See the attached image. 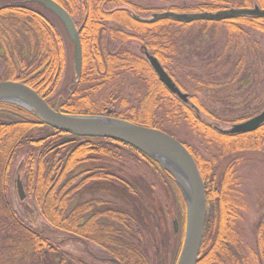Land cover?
<instances>
[{"label":"trees","instance_id":"trees-1","mask_svg":"<svg viewBox=\"0 0 264 264\" xmlns=\"http://www.w3.org/2000/svg\"><path fill=\"white\" fill-rule=\"evenodd\" d=\"M26 1L0 0V81L25 82L64 113L126 119L163 130L178 140L166 128L169 120L164 118H183L194 132L205 134L212 145L216 143L214 160L218 155L264 146V124L250 132L222 133L201 115L202 111L213 114L197 94L192 97L195 106L185 104L159 80L144 57L145 51L152 53L184 91L189 87L179 81L181 73L186 81H193L197 92L200 87L217 93L230 91L238 78L239 87L248 86L251 76L245 70L261 65L258 53L262 44L253 34L264 35V17L191 22L152 18L165 10L217 13L256 5L264 9V0H185L191 4L167 9L133 0H54L80 29L82 71L76 81L72 68V80H66L72 45L64 27L37 0ZM211 35L216 39L211 42L215 54L197 62L196 56L204 55ZM134 41L142 44V53L131 48ZM248 59L252 61L248 63ZM223 70H228L226 78L218 81ZM126 73L137 77L144 91L136 92L135 105L122 98L123 104L131 105L125 111L113 110L109 106L118 99L114 93L120 96L124 91L116 79ZM127 82L124 80V85ZM103 89L113 90L93 101L94 94ZM260 112L238 118L232 126ZM65 136L71 139L64 141ZM180 141L198 164L206 183L207 203L211 204L197 264H261L264 236L258 248L247 246L236 221L240 204L232 164L225 169L214 166L189 142ZM21 153H27L26 193L33 200L32 214L37 212L44 219L41 230L25 222L11 198L12 170ZM147 174L152 179L158 177L175 208L171 211L184 229L175 232L168 227V204H162ZM131 180L138 181L137 187ZM186 222V201L173 176L140 150L115 139L71 136L24 107L0 102V264H74L61 256L60 233L71 240L100 245L120 264H151L149 250L157 242V234L171 236L177 243L175 252L169 253V263L173 259L171 264H176ZM259 228L258 235L264 222Z\"/></svg>","mask_w":264,"mask_h":264},{"label":"rangeland","instance_id":"rangeland-1","mask_svg":"<svg viewBox=\"0 0 264 264\" xmlns=\"http://www.w3.org/2000/svg\"><path fill=\"white\" fill-rule=\"evenodd\" d=\"M133 1L141 3L145 6L152 5L154 7L165 9L169 8L172 5L191 4L189 3V1L187 2L185 0ZM253 35L254 38L258 39L262 44V52L258 53L259 57L262 60L261 65L257 69L245 70V74H249L251 76L250 83L248 86L239 87V83H241V78H238L235 79L237 86L230 91H219V93H217L216 90L212 88L205 89L200 87V91L197 92L195 90L196 86L193 84V81H186L182 73L181 76H179V81H181V83L187 84V86L189 87V90L187 91L182 90L184 93L188 94L186 101L182 99L183 102L188 106H195L192 102V97L197 94V96H199V101H201L205 108L213 114L209 115L202 111L201 115L207 121L211 122L212 125L215 124V127L217 126L218 129H230L236 119L241 118L243 116H252L257 112H262L264 110V35H261L260 33H254ZM212 40L216 41V39H214L212 35L208 39H206V48H204L205 52L203 51L204 55L198 56L197 54H194L195 56H198H196L197 62H202V57L215 54L216 49L215 46H213V44L211 43L213 42ZM141 45L142 44L140 42L134 41L130 46L134 51L141 52V50H144L143 46ZM249 52L253 53L251 47L249 48ZM249 60L250 59H248V63ZM250 61H252V59ZM69 67L70 70L68 71L66 76L67 81L72 80L71 68L73 67V64L71 61L69 62ZM227 73L228 70H223L222 72H220L217 75V80L223 81L224 78H226ZM116 80L119 88L124 86V91L120 96L119 92L114 93V98L118 97V99L112 101L113 105L109 107L113 110L117 109L118 111H125L131 104H123L122 100L125 98L129 99L135 105V95L137 94L136 92L140 91L143 93L144 89H142L141 87L144 86V84L139 82V79L137 77H134L133 75L131 76L127 73L120 76ZM124 80L128 81L125 85ZM110 90L113 89H103L100 92L95 93L93 101L95 100L98 102L100 98H103L104 96H109L111 93ZM159 119L161 120L163 118H161L160 116ZM164 120H169L165 121V126L168 130L175 134L180 140H186L187 142H189L193 149L200 153L204 158H207L209 159V161H212L214 166H219L221 169H225L229 164H232L233 175L236 180L233 183V186L237 189L236 191L239 194L238 203L240 204V207L239 211L236 214V221L241 232L240 234L243 238L244 243L247 246L258 248V241L261 235L264 236V230L260 235H258V231L260 230V223L264 222V146H261L257 150H239V152H233L230 155H218L216 157V160H214V149L217 145L216 143H213L212 145L208 140H206L205 134L200 135L199 133L194 132V130H192L188 126L189 124H187L186 120L183 118H181L180 121H178V119L166 118H164ZM67 137L70 136H65V138ZM26 161L27 153H21L16 158L15 166L12 170V183L10 187L11 198L15 209L21 214V216H23L25 222L32 228L41 230L44 219L37 212L34 215L32 214V211H34L33 200L31 196L27 195L28 192L26 193L27 173L25 171L24 166ZM139 167L143 168V166L140 165ZM18 177H20L23 183L24 191L26 193L25 196H28L25 197L24 200L20 199L18 193ZM153 177L154 178L152 179L151 174L146 175V178L150 179V182L154 184V192L157 194V196L161 197L162 204H168V210L170 211V215L167 221L170 222L168 223V227L171 230H174L175 232H179L181 230V227L183 228L184 224L178 221V219H176V216L174 215L176 212L171 211V209L174 207L173 205H171L169 195L167 194L165 188H163L160 181L156 180L158 179V177L155 175ZM131 183H133L135 187H137L136 184H138V181L131 180ZM210 205L211 204L208 203L209 211ZM31 217H35L34 221L30 219ZM175 220L177 221L176 230ZM157 238L158 239L154 247L152 249L150 248L149 250L150 263L171 264L173 259H171V263H169V253L172 251L175 252L177 239L171 236L160 237L159 233L157 234ZM57 241L61 244L60 249L62 250V258L69 262L73 261L74 264H120V262L116 258L110 256L105 249L95 243H87L81 240H71L66 234L63 233L58 234ZM260 262L261 264H264V257L260 260Z\"/></svg>","mask_w":264,"mask_h":264},{"label":"water","instance_id":"water-1","mask_svg":"<svg viewBox=\"0 0 264 264\" xmlns=\"http://www.w3.org/2000/svg\"><path fill=\"white\" fill-rule=\"evenodd\" d=\"M46 10L51 12L62 24L72 45V64L75 81L82 71V46L80 29L77 28L71 15L54 0H37ZM264 17V9L231 8L217 13H176L165 11L154 13L152 20L173 18L191 22L199 19L222 20L237 16ZM151 21V20H150ZM145 56L159 80L166 88L183 100L184 93L172 80L160 61L148 51ZM0 102H9L34 112L47 125L77 137H100L122 141L140 150L162 169L169 172L181 190L187 206V224L182 248L176 264H197L205 232L208 214L205 183L198 164L188 148L177 138L158 128L139 124L130 120L108 115H75L61 112L52 107L48 101L34 88L25 82L15 80L0 81ZM264 124V110L230 129H219L225 134H240L257 130ZM70 137L64 138L69 141ZM20 199H25V191L20 177L17 178ZM177 221H175V230Z\"/></svg>","mask_w":264,"mask_h":264},{"label":"flooded vegetation","instance_id":"flooded-vegetation-1","mask_svg":"<svg viewBox=\"0 0 264 264\" xmlns=\"http://www.w3.org/2000/svg\"><path fill=\"white\" fill-rule=\"evenodd\" d=\"M205 189H206V184H205Z\"/></svg>","mask_w":264,"mask_h":264}]
</instances>
